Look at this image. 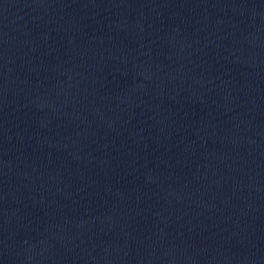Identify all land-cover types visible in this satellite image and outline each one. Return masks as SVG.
Here are the masks:
<instances>
[{"label":"water","instance_id":"water-1","mask_svg":"<svg viewBox=\"0 0 264 264\" xmlns=\"http://www.w3.org/2000/svg\"><path fill=\"white\" fill-rule=\"evenodd\" d=\"M77 0H0V15L49 7Z\"/></svg>","mask_w":264,"mask_h":264}]
</instances>
